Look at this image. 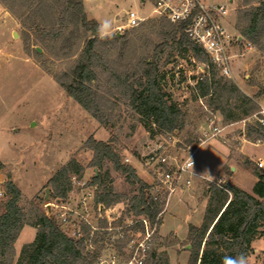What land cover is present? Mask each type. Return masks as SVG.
Returning <instances> with one entry per match:
<instances>
[{
  "label": "rangeland",
  "instance_id": "obj_1",
  "mask_svg": "<svg viewBox=\"0 0 264 264\" xmlns=\"http://www.w3.org/2000/svg\"><path fill=\"white\" fill-rule=\"evenodd\" d=\"M201 1L207 5H224L227 13L221 21L238 38L235 26L239 0ZM42 2L53 5L56 18L54 0H0V180L12 181L20 191L19 205L27 223L14 243L10 264H16L22 247L35 236L36 229L31 224L37 205L57 215L62 230L71 237H80L82 223L92 228L102 226L96 228L94 235L100 242L85 249L102 247L96 264H127L138 243L145 247L144 264H188V229L201 224L207 204L205 189L209 181L200 175L207 170L216 178L215 182H227L226 177L240 189L252 192L256 178L246 168H240L242 156L235 151L240 132L244 133L251 121L236 122L222 129L227 123L212 109L218 103L215 92L197 98L192 91L195 80L191 77L198 76L203 65L187 55L182 58L167 44L160 53L157 73L161 76L162 91L180 109L184 126L174 133L147 131L144 121L130 109L122 89L114 85L111 77L112 73L122 76L126 72L135 76L130 77L131 81L139 78L141 60L150 58L156 45L164 41L160 33L165 30L166 22L160 18L161 14L153 12L149 2L141 4L138 0H82L88 19L95 20L98 27L103 21H110L111 35H122L127 41L125 47L120 43L115 47H97L100 62L92 88L100 98L96 117L92 116L56 81L63 78L61 74L70 69L76 57L68 56L65 41L73 26L64 27L56 39L49 36L59 24L47 22ZM128 11L139 14L141 20L137 26H125ZM70 39L69 43L73 41ZM77 43L72 42L71 47L75 48ZM37 47L40 52L34 51ZM233 52L237 55L232 58L231 75L222 77L233 81L247 96H255L258 88L264 87V58L242 38ZM220 76L217 72L215 77ZM214 128L220 131L215 132ZM89 137L107 142L119 154L121 162L131 165L137 176L152 187V193L159 189L164 199L158 214L160 223L151 227L154 230L148 239L133 221L137 218L125 214L128 197L136 192V187L114 170L107 159L99 170L102 186L97 187L99 191L108 189L122 196L121 201L103 210L94 202L96 185L91 179L97 169L92 165L94 153L85 145ZM217 140L230 146L229 163H225V150ZM157 148L158 154L167 156L166 167L173 170L193 153L195 163L191 169L196 175L184 174L169 197L155 174L158 165L150 159ZM243 148L252 160L264 162V144H245ZM232 163L239 168L229 177ZM64 168L70 190L62 200H56L49 180ZM186 179L189 184L185 183ZM261 231L251 243L249 264H264V226Z\"/></svg>",
  "mask_w": 264,
  "mask_h": 264
},
{
  "label": "trees",
  "instance_id": "obj_2",
  "mask_svg": "<svg viewBox=\"0 0 264 264\" xmlns=\"http://www.w3.org/2000/svg\"><path fill=\"white\" fill-rule=\"evenodd\" d=\"M54 1L58 12L56 18L53 5L48 6L42 2L45 5L44 15L47 22L50 25L59 24L58 29L49 36L56 39L62 34L64 27L72 25L73 29L65 41L69 49L68 56H76L70 69L61 74L60 77L63 78H56V81L68 96L86 112L96 117L100 96L92 88V83L96 80V69L100 62L97 47L99 45L115 47L118 43L125 47L127 41L116 33L106 39H100L98 24L95 20L87 18L82 0ZM239 2L235 26L237 33L245 42L254 46L264 58V0ZM160 18L166 22L165 30L162 29L160 33L164 41L156 45L150 58L141 60L139 78L131 81L130 77L135 76L126 72L122 76L116 73H112L111 76L114 77V85H119L122 89L130 109L144 121L147 131L153 132L158 129L174 133L179 132L184 126L180 109L162 91L159 78L161 76L157 73L160 53L166 49L167 44L182 58L187 55L203 65L202 72L196 77H191L195 80L192 91L197 98H206L215 92L218 103L213 104L212 109L219 112L224 123L240 121L256 111L257 106L251 97L244 94L233 81L222 76L215 77L217 68L203 50L187 37L183 24H171L163 16ZM70 38L72 42H78L75 48L71 47ZM34 51L37 52L36 49ZM263 92L264 87H259L255 97ZM211 100L209 99V102L212 104ZM243 135L247 140L264 142V126L251 121ZM198 144L199 142L196 145ZM85 145L93 151L92 165L97 169V173L91 179L92 184L96 185L94 194L96 205L108 207L120 202L122 197L108 189L99 191L97 187L102 186L99 170L102 169L103 161L107 159L114 170L121 173L130 185L136 187V192L128 197L126 217L137 218L133 221L142 218L152 224L162 211L164 199L160 196L154 199L152 187L137 176L131 165L122 163L119 154L107 142L89 137ZM245 164L251 167V172L256 178L251 193L229 182H222L220 186L207 184L205 189L207 204L202 222L198 227L189 226L187 233L190 245L188 264H221L222 257L226 255L243 254L247 257L252 251L251 243L262 233L261 228L264 226V168L257 167L250 161H246ZM49 185L52 186L53 197L56 200L66 197L70 190L66 168L59 170L49 180ZM3 186L5 197L1 201L0 212V264H10L14 243L27 223L26 214L19 205L20 191L10 180L5 181ZM33 217L34 222L31 225L36 229L35 236L30 243L22 247L16 264H96L102 247L86 251L85 249L89 244L97 245L100 242L94 235L98 231L96 228L102 229V226L92 228L87 223H82L78 232L80 237L75 238L62 230L58 216L48 209L43 211L37 205ZM136 223H138L136 226L143 229L141 222ZM159 223L158 218L157 224ZM151 258H155L154 252L151 253Z\"/></svg>",
  "mask_w": 264,
  "mask_h": 264
},
{
  "label": "built area",
  "instance_id": "obj_3",
  "mask_svg": "<svg viewBox=\"0 0 264 264\" xmlns=\"http://www.w3.org/2000/svg\"><path fill=\"white\" fill-rule=\"evenodd\" d=\"M138 1L141 4L149 2L153 7L152 11L160 13L169 23L183 24V30L187 37L203 50L221 76L230 77L232 58L237 55L233 52V49L235 46H238L240 40L229 33L221 21V18L227 13L224 5H207L201 0ZM140 20L141 18L138 13L128 11L126 13L125 26L135 27L139 24ZM250 97L257 106V109L250 116L243 119L242 122L246 120L256 121L260 126H264V92L259 96ZM214 130L215 132L220 131L217 128H214ZM158 150L157 148L152 151L150 159L156 161L158 168L155 169V174L159 182L164 186L166 196L169 197L180 184L184 174L190 176L196 175L192 171V167H189L190 161L194 162L193 153L180 164L176 165V168L173 170L170 169L169 166L166 167L168 165L167 156L158 154ZM256 165L257 167L263 168V163L261 161H258ZM4 182L0 180L1 200L5 197ZM185 183L189 184V179H186ZM212 183L220 186L222 181L218 180ZM152 194L154 195V199L161 196L159 189H154ZM87 197H91V195L87 193ZM99 209L103 210V206H100ZM157 219L158 216L152 224L142 218L134 222L142 223V228L145 231V238L148 239L154 230L151 229V227L156 226ZM145 255V247L142 243H138V247L136 246L132 249V255L127 264H144Z\"/></svg>",
  "mask_w": 264,
  "mask_h": 264
},
{
  "label": "crops",
  "instance_id": "obj_4",
  "mask_svg": "<svg viewBox=\"0 0 264 264\" xmlns=\"http://www.w3.org/2000/svg\"><path fill=\"white\" fill-rule=\"evenodd\" d=\"M6 14H7V13H6ZM242 120H243V119H242ZM242 120L237 121V122L244 123V122H242ZM234 123H236V122L227 123V124L225 125V127H223L222 129L227 128L228 126H231V125L234 124ZM240 137H241V139L237 141V148H236V150H235V151L237 152L238 155H241V156H242V165H241L240 168H246L247 170H249V171L251 172V167L248 166L247 164H245L246 161H250V162H252L253 165H256V163H257L258 161H261V162L263 163V168H264V162H263L261 159H257L256 161L252 160V159L248 156V154L244 151V148H243V147L245 146V144L258 145V144H264V142H261V143H260V142H257V143L249 142V141H247V140L244 138L243 132H240ZM217 142H218V145H219L220 147H223V149L225 150V154H224V157L226 158V159H225V161H226L225 163H229V162L231 161V157H232V156H231L232 152L230 151V150H231L230 146L227 145V144L225 143V141L223 142V141H219V140H217ZM237 168H239V166L233 165V163L229 166V171H230V173L228 174L229 177L231 176V174H233V173H235V172L237 171ZM225 181L231 183L229 180H227L226 177H225ZM254 183H255V182H254ZM231 184H233V183H231ZM233 185H235V184H233ZM235 186H236V185H235ZM237 187H238V186H237ZM174 235H175V234H174ZM175 236H176V235H175Z\"/></svg>",
  "mask_w": 264,
  "mask_h": 264
},
{
  "label": "clouds",
  "instance_id": "obj_5",
  "mask_svg": "<svg viewBox=\"0 0 264 264\" xmlns=\"http://www.w3.org/2000/svg\"><path fill=\"white\" fill-rule=\"evenodd\" d=\"M98 35L100 39H106L111 35V22L103 21L98 28ZM193 161H190L189 167L193 168ZM202 177H206L207 180L212 183L215 181V177L212 176L207 170L200 175ZM221 264H249V259L243 254H239L236 256L226 255L222 257Z\"/></svg>",
  "mask_w": 264,
  "mask_h": 264
},
{
  "label": "water",
  "instance_id": "obj_6",
  "mask_svg": "<svg viewBox=\"0 0 264 264\" xmlns=\"http://www.w3.org/2000/svg\"><path fill=\"white\" fill-rule=\"evenodd\" d=\"M238 40H241V37L240 36H238ZM36 50L38 52H40V49L38 47L36 48ZM45 193H46V195H45V201H47V193H48V190L47 189H46Z\"/></svg>",
  "mask_w": 264,
  "mask_h": 264
}]
</instances>
